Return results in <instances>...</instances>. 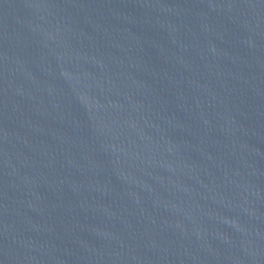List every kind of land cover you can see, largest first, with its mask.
Returning a JSON list of instances; mask_svg holds the SVG:
<instances>
[{"label": "water", "instance_id": "obj_1", "mask_svg": "<svg viewBox=\"0 0 264 264\" xmlns=\"http://www.w3.org/2000/svg\"><path fill=\"white\" fill-rule=\"evenodd\" d=\"M0 264H264V0H0Z\"/></svg>", "mask_w": 264, "mask_h": 264}]
</instances>
